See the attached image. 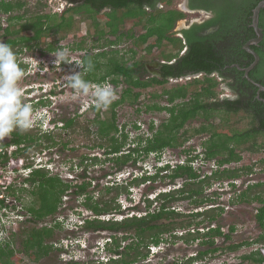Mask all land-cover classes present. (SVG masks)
I'll use <instances>...</instances> for the list:
<instances>
[{
	"label": "trees",
	"instance_id": "16d2710c",
	"mask_svg": "<svg viewBox=\"0 0 264 264\" xmlns=\"http://www.w3.org/2000/svg\"><path fill=\"white\" fill-rule=\"evenodd\" d=\"M258 1L260 0H223V4L216 3L214 5L216 12L214 18L204 22H194L188 28L182 29L183 39L181 37L176 38L175 42V47H177L176 56L169 54L167 57L163 53L166 62L162 63V79L160 80L157 78L144 79V66L142 63L135 60L128 64L121 56H117L118 52L89 53L85 56V69L80 74L85 81L90 84H102L111 76L109 81L113 85L117 86L121 81L125 85L119 98L108 107L104 117H101L100 109L96 108L95 105H90L87 112L94 111V118L89 120V124L83 127V134H94L96 138L93 143L86 146L90 149H103L104 161L113 163L115 172H120L129 162L135 165L140 155L146 157L154 153L159 156L165 148L176 147L186 141L187 137L194 134L206 135L205 140L202 142V158L204 160L214 159L216 163V168L209 174L201 175L189 163L194 159L189 156L185 164H179L172 169L169 165H165L157 168L152 175L132 176L127 185H138L147 180L154 181L158 178L162 180L167 178L171 182L181 178L183 181L180 186L158 194L156 200L160 201V204L154 212H148L142 216L126 217L119 221L100 219L99 216L118 207L116 198L122 190H127L126 185H106L101 190L104 194L99 196H94L87 191L89 182L84 181L76 185L72 193L76 196H83L84 199L81 200V205L90 210L95 216L92 219L85 220V228L92 230L121 229L126 233L134 229L138 238L136 242L128 243L122 251H119L121 241L126 239L128 235H111L112 239L107 244V249L112 253L119 254V257L109 258L105 261V264H131L146 257L148 255L147 245L149 243L157 244L161 232H168L171 240L181 239L188 243L197 241L200 245L207 246V249L199 250L182 263L173 260L169 264H189L196 259L203 258L209 251H216L218 247H212V245L215 244L217 236L223 235L226 239L230 238L229 234L234 230V226H230V232L224 233L219 223L214 226L211 225L212 222H217L216 217L221 214L223 207L212 206L211 201L213 199L204 194V189L211 184L212 180H234L244 173H250L252 171L251 166L230 168L225 165L232 161H239L242 150L254 152L262 147L258 138L264 135V90H260L256 83L264 86V6L260 9L258 15V26L262 31V39L257 44H250V48L258 54L259 61L248 71L249 78L244 75V71L241 69L247 67L254 60L253 54L247 51L244 45L255 36L251 25V15L252 8ZM103 5L112 8L106 21V27L111 33L116 30L119 23L123 24L125 18L142 17L145 12L139 0H104L98 6ZM118 10L120 11L118 12ZM183 16L184 14L177 10L170 9L166 12L158 10L156 20L153 17L148 19L152 22V26L147 28L146 33L136 37L135 44H143L150 34L157 35V41H160L165 36L164 33L173 27L175 21ZM216 24L218 28L215 32L209 34L200 32ZM131 35L133 34H128V37ZM168 39L169 41L174 40L171 36H168ZM183 47L186 48L180 54ZM131 52L134 53V50L132 49ZM89 61L92 64L90 70L87 69ZM20 67L23 66L20 65ZM198 72L202 73L201 78H194L190 82L172 88H163L162 94L167 95L170 105L162 106L154 102L147 105L146 110H166L168 117L161 121L156 129L153 128V123H150V135L146 137L143 134L137 135V146L121 151L128 138V133L124 131L125 125L119 127L116 122V106L124 102L135 104L141 94L134 89L147 88L153 85L154 82L162 83L164 79L170 76L180 77L188 73ZM218 77L226 84L233 97L221 98L219 96L215 90L219 84ZM188 95L189 98L184 100ZM153 96H156V94H153ZM177 99L181 101L177 102ZM238 112L241 113L240 120L230 123L228 116ZM195 118L202 119L197 127L190 131L184 128L189 120ZM240 122L246 123V127L239 129ZM77 124V119L73 117L64 120V128H69L71 132L77 129ZM92 124L96 126L93 132L89 128ZM132 127L139 129V124L133 123ZM180 130L183 131L178 135ZM41 134L44 141L37 142L39 138L37 128H31L27 131L19 129L13 131L8 143L0 144V165L5 167L6 162H9V160L14 159L17 162L20 156L28 158L30 150H41L48 147V144H55L50 132ZM64 144L66 143L64 142ZM8 145H17L16 149L10 154L2 150ZM183 152L188 154L190 149H183ZM89 156L93 157L89 158ZM87 158L89 161L97 160V156L94 155L88 154ZM84 160L80 161L79 164L82 165ZM17 167L18 165L15 164L14 169H17ZM166 168L168 169L166 170ZM233 180L229 181L228 184L235 186ZM18 183L19 186L15 183L8 184L6 188H2L3 190L0 186V191L2 190L3 193L5 191L11 193L12 190L16 193L28 192L30 198L24 203V208L29 219L27 221L33 222L53 215L61 203L62 196L65 195L70 186L67 182H63L58 174L49 175L45 166L32 170L27 177L21 178ZM26 184H29L30 187H27ZM94 189L92 190L94 191ZM181 199H188L194 204V209L185 213L173 208L171 203ZM235 199L240 202L255 201L260 204L256 207L255 220L263 232L251 241L226 244L223 249L234 251L243 245L258 243L260 244L259 247L243 254L241 257L249 261L250 264H264V181L248 183L246 190L239 193ZM143 200L147 208L154 201L147 197ZM209 204L211 206L206 207ZM6 207H8L6 197L0 198V208L5 210ZM162 219H164L163 222ZM205 221L208 226L199 229L198 226ZM57 226H59L58 223L51 226L44 225L39 228L21 229L24 238L21 240L22 248L19 249V252L26 254L31 261H37L48 254L54 247L53 242L46 241L53 236L54 229ZM177 229H183L184 232L181 234L174 233ZM2 240L4 243L2 246L0 240V264H16L11 259V257H14L11 239L7 235ZM141 246L143 247L141 248ZM15 259L21 261L19 257ZM66 264H79V262L69 261ZM88 264H94V261ZM99 264L104 263L99 262Z\"/></svg>",
	"mask_w": 264,
	"mask_h": 264
},
{
	"label": "rangeland",
	"instance_id": "374dc122",
	"mask_svg": "<svg viewBox=\"0 0 264 264\" xmlns=\"http://www.w3.org/2000/svg\"><path fill=\"white\" fill-rule=\"evenodd\" d=\"M194 16L195 14L186 13V18ZM134 20H126L121 26L122 34L120 41L119 44L115 45L118 50V57L121 56V58L129 64L135 60L140 62H150L153 60L160 61L161 59H164L163 53L166 54V56L169 54L176 56L177 47H175V41H169L168 43L164 41L160 47L152 48L150 52H145L144 46L137 45V47H135L132 43L133 39L128 37L126 33H132L134 36H137L143 32L144 28L139 23H135ZM142 22H144V20ZM188 22L189 21L185 23ZM81 30H85L84 25L81 27ZM94 38H96V35L88 38V46ZM102 39H104V37H101L99 41L96 39L97 44L101 43ZM171 42H173L172 44L174 46H172ZM105 48L109 49L110 46ZM96 49L98 48L95 47L91 50L88 48V51L90 50L89 53H92V51L94 52ZM132 49L134 50V53L131 52ZM51 56L52 55L41 57L39 60L37 58L31 59L30 63L31 61H36L35 63L37 64L31 67L27 65V68L24 69V80H21L18 86L23 93V102L27 103L28 100L32 99V102L29 104H31L34 109V126H36L35 124H40V126H38L40 131L37 142L44 141V137L41 133L46 129H51L52 126L50 123L46 124L47 119L56 115L55 121H57V125L55 126H58V128L55 130L52 129L53 133H51L55 140V144H48V147H44L41 150H30L28 158L20 156L18 157V162H15L13 159L12 162H10V166L11 168H14L15 164H19L20 159L23 161V165L25 163L36 164L38 162L41 165H46L45 169L48 171L49 175L58 174L62 181L67 182L70 186L67 189V192H65V197L62 196L61 203L58 205L55 213L36 222L27 221L29 219L27 218L28 215L24 208V203L30 198L28 192L16 193L12 190V195V192L7 193L5 191L6 194L4 193V197L7 199L8 208L5 210L0 208L1 245L3 246L4 243L2 239L8 235L9 239H11V247L14 249V257H11V259L16 262V264H66L65 262L68 259L76 260L79 264H88L91 261H94V264H98L97 262H99V260H103L104 263L111 254L102 247V243H105L106 239H108V235L104 231L93 232L91 229L84 231L82 230V227L78 226V224H81L84 220L92 219L93 213L81 205V200L84 199L83 196H76L72 193V191L75 190L76 185L86 181L90 183L87 186L88 192H91L94 196L104 194L103 191L99 192V190L101 186L105 187L106 184H111V182L108 183V181L119 180V182L116 183L123 185V182H126L128 179L130 180L132 176L140 177L142 175H148L149 173L154 172L155 167L158 165L160 166L167 161L174 163L173 160L178 157L183 159L185 156H189L184 154V156L181 157L183 149H190V155L195 153L198 155L196 156V160H194L193 166L201 175L209 174L216 168V163L214 162V159L204 160L202 158V142L205 140L206 135L194 134L187 137L186 141L176 147L165 148L159 156L154 153H151L146 157L140 155L135 165L129 162L120 172H115L113 163L106 160L104 161L105 158L102 154L103 149H90L86 146L87 144L89 145L93 143V140L96 139L94 134H83V127L89 124V120L94 118V111H85L89 104L94 103V97L91 96V92L88 95H82L81 97L80 94H77L76 91H74L70 84L60 82L61 78H53L50 74L52 68L48 64V60L50 61L52 58ZM71 57L75 58L78 56L72 55ZM36 67L38 69H36ZM47 67H49V69H47ZM35 72L37 73L36 75H34ZM45 74H48L49 77L43 78ZM63 74H66L64 78L71 76V74H68L64 70ZM73 74L75 73H72V75ZM193 77L201 78L202 76L196 74L179 78L174 81L169 80L166 84L162 85H151L143 89H134L138 90L141 94L135 104L130 105L128 102H124L116 106V122L119 127L125 125L124 131L128 133V138L121 151H125L132 146H137L136 133L137 135H142L141 133H143L144 137H146L151 134L149 130L150 123H153V128L156 129L158 128L159 123L167 118V114L163 110H146V106L151 105L154 102L159 105L166 103L164 95H161L162 89L190 82L194 79ZM54 80H58V82H54ZM217 80H219V84L215 90L218 92L219 96L221 98L232 97L233 94L226 84L220 80V77H218ZM105 85H111V87L114 88L117 98L125 87L122 81L115 87H113L110 81L105 83ZM50 91H54V93H50ZM152 93H156V97H152ZM187 98H189V95L184 98V100ZM178 101L181 100H177V102ZM99 111H101V117L106 115L107 110L100 108ZM70 116L78 121L77 129H75L74 132H71L69 128L62 130L60 121L57 120L58 118H68ZM240 116V112L237 114H230L228 116V121L232 123L238 119L240 120ZM201 121L202 119L197 118L189 120L184 128H187L188 131H190L197 127ZM133 123L139 124L140 128L135 130L132 127ZM246 125V123L240 122L239 129L245 128ZM89 128L90 131L93 132L94 129H96V126L92 124ZM182 131L183 130H180L178 135H180ZM258 140L262 144V147H259L258 145L259 148L254 152L242 150L240 152L241 159L239 161H232L225 165L230 168L251 166L252 171L250 173L242 174L240 179L235 181V186L228 184L229 180L221 179L212 180L211 184L204 189V194L209 195L213 199L211 205L214 204L223 207L221 214L216 217L217 222H212V225L219 223L221 230L224 233L230 232V226H234V230L230 232V238L228 239L224 238L223 235L217 236L215 239V245L218 249L216 251L207 252L203 258L196 259L192 261L191 264H250L249 261L242 259L241 256L260 246V244L254 243L251 245H243L234 251L223 249L226 244L251 241L263 232L255 220L256 207L260 204L255 201H246L245 203L235 199L239 193L246 190L248 183L264 181V135L258 138ZM64 142L66 144H64ZM88 154H95L94 156H97V160H87ZM91 157L93 156H89V158ZM83 159H85L83 164H79ZM0 167L3 166L0 165ZM2 170L3 173L2 176H0V179L5 181L9 179V181H11L10 184L15 183L17 186H19L18 182L21 178L26 177L29 172L28 168L16 172H10L11 170L8 172V167H3ZM181 183L182 179L171 182L167 178L163 180L157 179L153 182H143L137 186L133 185L134 187L131 186V188H127L128 191L122 190L118 199H121L122 205L126 207L131 199L132 204L138 202L143 193H152L151 195L153 196V193L159 191V189L169 190L173 187L179 186ZM26 186L30 187L29 184H26ZM92 189H94V191ZM124 196H127V201L124 200ZM143 204L144 201L141 202V206ZM171 205L185 213L194 209V204L188 199L178 200L171 203ZM211 205L209 204L208 207ZM141 213L142 212L140 211L136 212V214ZM110 217L117 218L118 216L113 215L112 213L110 215L105 214L102 218L106 219ZM56 223H58L59 226L55 227L53 236L46 241L53 242L54 247L48 252V254L42 256L37 261H31L26 254L19 252V249L22 248L21 240L24 238L21 229L28 227L39 228L44 225L51 226ZM207 225L208 223L205 221L198 227L201 229V226L203 227ZM128 235L129 236L121 242V247L133 241L132 230L128 231ZM103 238L106 239L103 240ZM135 238H137L136 235ZM170 240H167L169 241L167 247L164 245L160 246L162 247L161 250L159 247L152 248V253L147 260H140L133 264H166L167 261L172 262L173 260L182 263L186 258L195 255L197 251L207 249V246L205 245H197V241L188 243L181 239ZM17 257H19L21 261H17L15 259Z\"/></svg>",
	"mask_w": 264,
	"mask_h": 264
},
{
	"label": "flooded vegetation",
	"instance_id": "af4514ba",
	"mask_svg": "<svg viewBox=\"0 0 264 264\" xmlns=\"http://www.w3.org/2000/svg\"><path fill=\"white\" fill-rule=\"evenodd\" d=\"M104 0H0V42L2 43H7L14 53L16 54L17 57V62L19 65H22V69L27 68V65L29 67L35 66L37 63L36 61H31V59L37 58L38 60L41 59V57H47L49 55H52L51 60H48L49 66L52 68V72L50 74L52 75L53 78H61L60 82H64V84H70V77L72 76V73H79L81 74L82 71L85 69L84 68V59L85 56L89 54V51L91 49H94L95 47L98 48L96 51H92L90 54H98V53H103V52H108V53H113V52H118L116 49L115 45L119 44L120 37H121V26L122 24L119 23L117 25L116 30L111 33L108 27H106V21L108 20V13L112 11V8L110 6H98L101 4V2ZM140 4L143 6L145 12L144 14L139 17H128L124 19V22L126 20H134L135 23H139L141 26H143L144 30L142 33L138 34L137 36L131 35L132 43L135 47H137V44H135V39L139 35L146 33L147 28L152 26V22L148 21L150 18H155L156 20V15L158 10L166 12L170 9L172 10H177L181 11L184 16L182 18H179L175 21L173 27L169 30L166 31L164 34L165 36L160 40L157 41V35L150 34L148 35L147 39L141 44V46H144V51L145 52H150L152 48H158L160 47L164 41L167 43L169 42L168 36H171L174 38L176 42V38L181 37L183 39V33L181 32L182 29L188 28L191 26L194 22H204L206 20H210L211 18L215 17V7L216 3L223 4V0H139ZM120 10H118L119 12ZM117 12V13H118ZM186 13H191L195 14L194 17H187L186 18ZM153 15V16H152ZM144 20V22H142ZM189 21L188 23H185ZM85 26V30L82 31L81 27ZM218 25H212L208 28H206L203 31H200L202 34H209L213 33L217 30ZM96 35V38L92 40V42L88 46V38L94 37ZM128 35V33H126ZM101 37H104L102 39L101 43L96 42V39L99 41ZM183 43H185L184 40H182ZM260 42V41H259ZM258 42V43H259ZM173 42H171L172 44ZM246 44V43H245ZM110 46V48H105ZM172 46H174L172 44ZM245 47V45H244ZM88 48L90 49L88 51ZM186 47H183L180 50V54L184 52ZM67 50L68 55L66 60L63 62L57 58V54L60 51ZM148 50V51H147ZM72 55H77L78 57L72 58ZM259 61V58H258ZM79 62V63H78ZM166 62V60L161 59L160 61H150V62H141L142 65L144 66V79H150V78H157V79H162V72H161V67L162 63ZM41 66V65H39ZM36 69H38L36 67ZM49 69V67H47ZM46 69V70H47ZM59 70V71H57ZM63 70L67 72L68 74H71L69 77L64 76L66 74H63ZM74 70V71H73ZM37 72V71H36ZM34 73L36 75L37 73ZM196 74L202 75L201 72L198 73H188L185 75H182L180 77H169L167 79H164L162 83H155L153 85H162L166 84L169 80L174 81L179 78H184L187 76H193ZM47 75V76H46ZM49 77L48 74H45L43 78ZM195 78V77H193ZM24 80V77L22 78ZM108 79H106L102 84H97V83H92L94 85H105V83H108ZM54 82H58V80H54ZM111 83V82H110ZM56 84V83H55ZM185 84V83H184ZM113 85V84H112ZM119 85V84H118ZM182 85V84H180ZM71 86V85H70ZM178 85H174L172 87H175ZM115 87V85H113ZM170 87V88H172ZM167 88V87H165ZM114 89V88H113ZM229 89V88H228ZM163 90V89H162ZM75 91V90H74ZM50 93H54V91H50ZM232 93V92H231ZM152 97H156L153 96ZM53 95V94H52ZM164 95L166 103L163 104L162 106H169L170 104L168 103L167 100V95ZM82 97V94H80ZM92 96V95H91ZM119 98V97H118ZM180 100V99H177ZM176 100V101H177ZM31 100H28L27 103H31ZM90 105H95V103H91ZM133 105V104H130ZM85 109L87 112L88 107ZM166 112L167 117H168V112L166 110H163ZM47 112V110H46ZM64 116V115H62ZM71 117V116H70ZM56 115L51 117L50 119H47L46 124H51V129H46L43 132H50L53 133V130L58 128L57 121H55ZM67 118V117H66ZM66 118H58L57 120L60 121V125L62 126V130H66L67 128H64V120ZM69 118V117H68ZM36 126L33 125L32 128H39L40 124H35ZM53 129V130H52ZM39 130V129H38ZM136 130V129H135ZM40 131V130H39ZM42 132V133H43ZM139 134V133H138ZM143 134V133H141ZM137 136V133L135 134ZM10 137H5L4 139H0V144L8 143ZM17 145H8L5 146L6 148H3L2 150L9 153L12 152L13 150L16 149ZM10 147V149H9ZM22 150L24 148V145L21 147ZM170 148V147H169ZM173 148V147H172ZM183 152V151H182ZM184 152L181 155V157L184 156ZM190 157H193L194 159L189 161L192 165H194V160H196V153L190 155V152L187 154ZM189 156H185L183 159H180L179 157L175 160H173L174 163L172 162H165L161 164L160 166H156L154 172L149 173L148 175H152L155 173L157 168L169 165L170 169L176 167L179 164H185L186 159H189ZM8 163V162H6ZM168 168H166L167 170ZM165 172V170H164ZM116 179V177H115ZM159 179V178H158ZM181 179L177 178L176 180ZM239 178L232 179L235 183V181ZM157 180V179H156ZM154 180V181H156ZM162 180V179H160ZM229 181H232L228 179ZM153 180H147L146 182H150ZM183 181V180H182ZM111 182V184H106V185H121L119 180H112L108 181V183ZM129 182V179L126 182H123V185H126L129 188L133 185H127ZM181 185V184H180ZM179 185V186H180ZM135 186V185H134ZM133 186V187H134ZM137 186V185H136ZM178 187V186H177ZM174 188V187H173ZM101 189L103 187H100L99 192H101ZM127 189V191H128ZM151 190V189H150ZM163 191H168V190H160L155 191L153 193L154 195L152 196V193H143L142 197L139 199L138 202H135L132 204V199L129 202V204L125 207L122 205L121 199L119 198V195L116 198V202L118 207L110 210L109 212L105 213L106 215H110L113 213V215L120 216L119 218L113 217V218H106L112 219V220H122L126 217H132L134 215L137 216H142L147 214L148 212H154L155 208H157L160 204V201L156 200L158 194ZM100 195V194H99ZM98 195V196H99ZM65 197V195H64ZM149 198L151 200H154L152 205H150L148 208L146 207V204L141 206V202H143L144 198ZM124 200L127 201V196H124ZM155 203V204H154ZM212 206H219V205H212ZM175 208L177 211H181L177 209L175 206H172ZM208 207V206H206ZM210 207V206H209ZM8 208V207H6ZM137 211L142 212L141 214H136ZM184 212V211H181ZM92 213V212H91ZM102 214L99 216L100 219L102 218ZM93 217H95L93 215ZM164 219L161 221L163 222ZM84 222L81 224H78V226L82 227L84 231H88L87 228L84 227ZM212 225V224H211ZM208 226V225H207ZM210 226V225H209ZM214 226V225H213ZM205 227V226H204ZM199 228V227H198ZM203 227L201 226V229ZM200 229V228H199ZM132 230V229H131ZM93 232H98V231H104L107 233V238H103V240L106 239L105 243H102V247L109 251L111 255L107 258H117L119 257V254L112 253L110 250L107 249V244H109V241L112 239L111 235L117 234L123 235L127 234L123 230H115V229H98V230H92ZM133 232V241L129 243H134L138 240V238H135V231L134 229L132 230ZM181 234L184 232L183 229H177L174 231V233ZM119 235V236H120ZM168 235V236H167ZM129 236V235H128ZM160 240L157 244L154 243H149L147 245L148 249V255L140 260L145 261L151 255V249L154 247H159L161 250L162 247L161 245H164L167 247V244L170 240V236L168 232H161L160 235ZM135 238V239H134ZM225 238V237H224ZM137 239V240H136ZM216 239V238H215ZM125 240V239H124ZM123 241V240H122ZM121 241V242H122ZM171 241V240H170ZM216 242V241H215ZM121 245V244H120ZM125 244L124 246H126ZM197 245H200L199 242ZM123 246V247H124ZM216 246L215 244L212 245V247ZM123 247H119L118 250L122 251ZM143 246H141L142 248ZM122 248V249H120ZM198 252V251H197ZM193 256V255H192ZM106 260V261H107ZM138 260V261H140ZM69 261H76V260H71L68 259L66 260L65 263H68ZM82 261V260H81ZM78 262V261H77ZM86 262V261H85ZM89 262V261H87ZM99 262H103V260H99ZM99 262H97L99 264ZM137 262V261H135ZM133 262V263H135ZM131 263V264H133ZM171 263L170 261H167L166 264ZM190 262L189 264H191ZM121 264V263H120Z\"/></svg>",
	"mask_w": 264,
	"mask_h": 264
},
{
	"label": "clouds",
	"instance_id": "9594fccd",
	"mask_svg": "<svg viewBox=\"0 0 264 264\" xmlns=\"http://www.w3.org/2000/svg\"><path fill=\"white\" fill-rule=\"evenodd\" d=\"M67 55V50L60 51L57 58L63 62ZM91 67V61H89L87 69L90 70ZM23 77L24 69L18 64L16 54L7 43L0 42V139L10 137L11 133L17 129L27 131L34 125L33 106L22 101L23 93L18 86ZM70 85L77 94L88 95L91 92L95 107L98 109L107 110L117 99L111 85H91L79 73L70 77ZM43 166L46 167V165H41L38 162L23 165L22 161L21 167L18 166L15 170L28 168L29 175L32 170Z\"/></svg>",
	"mask_w": 264,
	"mask_h": 264
},
{
	"label": "water",
	"instance_id": "95a60500",
	"mask_svg": "<svg viewBox=\"0 0 264 264\" xmlns=\"http://www.w3.org/2000/svg\"><path fill=\"white\" fill-rule=\"evenodd\" d=\"M263 6H264V0H260L252 8L251 25L254 29L255 36L246 42L245 49L253 54L254 60L247 67L241 68V69H243L244 75L246 77H248V71L251 70L255 66V64L258 62V58H259L258 54L253 49L250 48V44H257L262 39V31H261L260 27L258 26V15H259L260 9ZM256 85L259 86L260 90H264V86H262L261 84L256 83Z\"/></svg>",
	"mask_w": 264,
	"mask_h": 264
},
{
	"label": "built area",
	"instance_id": "2783aa9c",
	"mask_svg": "<svg viewBox=\"0 0 264 264\" xmlns=\"http://www.w3.org/2000/svg\"><path fill=\"white\" fill-rule=\"evenodd\" d=\"M1 152V151H0ZM9 154H10V152H9ZM10 162H12V161H9L6 165H5V167L4 168H7L8 167V172L10 171V172H13V171H20L21 169H18V170H15L14 168H11V166H10ZM21 165H22V160L20 159V161H19V164H18V166L19 167H21ZM2 168L3 167H0V176H2V173H3V170H2ZM10 182L11 181H9V179H7V181H5V180H1L0 179V186H1V189L2 188H6V185H8V184H10ZM3 190V189H2ZM2 190L0 191V198H3L4 197V193L2 192Z\"/></svg>",
	"mask_w": 264,
	"mask_h": 264
}]
</instances>
